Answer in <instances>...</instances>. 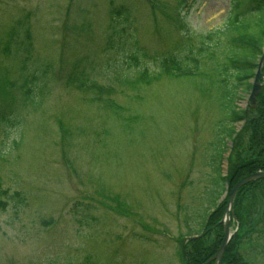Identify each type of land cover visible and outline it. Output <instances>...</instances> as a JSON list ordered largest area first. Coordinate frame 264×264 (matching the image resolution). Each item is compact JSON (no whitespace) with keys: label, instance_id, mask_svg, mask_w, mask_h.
<instances>
[{"label":"rangeland","instance_id":"374dc122","mask_svg":"<svg viewBox=\"0 0 264 264\" xmlns=\"http://www.w3.org/2000/svg\"><path fill=\"white\" fill-rule=\"evenodd\" d=\"M182 1L0 0V264L186 263L257 157L233 123L254 78L225 96L230 63H258L229 42L264 51V7ZM244 253L264 264V232Z\"/></svg>","mask_w":264,"mask_h":264},{"label":"trees","instance_id":"16d2710c","mask_svg":"<svg viewBox=\"0 0 264 264\" xmlns=\"http://www.w3.org/2000/svg\"><path fill=\"white\" fill-rule=\"evenodd\" d=\"M255 4L257 5V11H260L261 7L264 6V0H255ZM256 37H258L257 39L261 42L260 46H262L264 44L263 27ZM235 47H230V49L234 51H236V49H241L244 54L252 56L256 61H258L263 54V51L252 39L241 38L240 48ZM174 60V68L168 70V68L163 67V70L166 72H175L174 70L179 64L178 59ZM255 63L245 60L242 62H234V66H237V70H242L247 73L248 76H252L253 71L257 68V64ZM236 90L237 87L232 90L231 94H227L231 101L234 100V93ZM228 108L231 109L233 107L229 105L227 109ZM242 119L247 120L245 132L251 133V149L257 153V157L256 159L249 160L240 159L237 166H230L228 181L225 180L226 183L228 182L229 191H231L243 177L264 170V90L259 96L256 106L250 112V115L247 117V115L244 114ZM233 144L234 147L231 158H236L239 154H242L240 150V148H242L241 139H234ZM259 149L261 150L259 151ZM226 204V202L222 203L218 206L217 210L209 216L205 226V232H207L205 236L199 240L190 241L189 252H185L187 264H216L215 261L211 260L216 255L224 238V229L223 226L219 224V221L222 218V210H224L223 208ZM233 224L238 225V231L235 233L226 249L223 264H256L251 262L248 256L246 257L244 251L245 247L249 246L254 239V234L259 235L264 232V180L244 187L238 194L234 204ZM213 227L218 228V230L214 239L209 242L208 237ZM251 257L253 256L251 255Z\"/></svg>","mask_w":264,"mask_h":264},{"label":"water","instance_id":"95a60500","mask_svg":"<svg viewBox=\"0 0 264 264\" xmlns=\"http://www.w3.org/2000/svg\"><path fill=\"white\" fill-rule=\"evenodd\" d=\"M264 66V57L262 58L260 64H259V69L258 73L255 79V85L253 89V93L251 95V102H255V99L257 96L261 93L262 86L264 85V75L262 73V68ZM264 179V172H258L253 175L247 176L243 178L232 190L229 200H228V207L225 213V219L223 220V223L225 225V237L224 241L217 253V255L214 257V260L217 261V264H222L223 261V256L225 253V250L231 240V234H230V223H231V213L233 212V206L235 199L240 192V190L245 187L246 185L256 182L257 180Z\"/></svg>","mask_w":264,"mask_h":264},{"label":"flooded vegetation","instance_id":"af4514ba","mask_svg":"<svg viewBox=\"0 0 264 264\" xmlns=\"http://www.w3.org/2000/svg\"><path fill=\"white\" fill-rule=\"evenodd\" d=\"M232 226L235 227V228H234V231H232V232L234 233V235H235V233L238 231V225L232 224V225H231V228H232ZM231 230H232V229H231ZM205 233H207V232H205Z\"/></svg>","mask_w":264,"mask_h":264}]
</instances>
